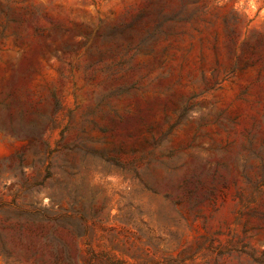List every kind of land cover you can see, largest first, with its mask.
Listing matches in <instances>:
<instances>
[{"label": "rangeland", "instance_id": "1", "mask_svg": "<svg viewBox=\"0 0 264 264\" xmlns=\"http://www.w3.org/2000/svg\"><path fill=\"white\" fill-rule=\"evenodd\" d=\"M264 264V0H0V264Z\"/></svg>", "mask_w": 264, "mask_h": 264}, {"label": "trees", "instance_id": "2", "mask_svg": "<svg viewBox=\"0 0 264 264\" xmlns=\"http://www.w3.org/2000/svg\"><path fill=\"white\" fill-rule=\"evenodd\" d=\"M52 255H53V263L54 264H59L60 262H62L60 259L59 252L53 250ZM116 264H121V263L117 262Z\"/></svg>", "mask_w": 264, "mask_h": 264}]
</instances>
